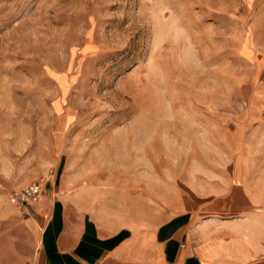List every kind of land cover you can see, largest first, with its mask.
<instances>
[{
	"label": "rangeland",
	"instance_id": "1",
	"mask_svg": "<svg viewBox=\"0 0 264 264\" xmlns=\"http://www.w3.org/2000/svg\"><path fill=\"white\" fill-rule=\"evenodd\" d=\"M235 156L264 169V0H0V205Z\"/></svg>",
	"mask_w": 264,
	"mask_h": 264
},
{
	"label": "crops",
	"instance_id": "2",
	"mask_svg": "<svg viewBox=\"0 0 264 264\" xmlns=\"http://www.w3.org/2000/svg\"><path fill=\"white\" fill-rule=\"evenodd\" d=\"M255 162L235 156L232 170L192 178L92 172L84 183L70 164L29 215L0 205V264H264Z\"/></svg>",
	"mask_w": 264,
	"mask_h": 264
},
{
	"label": "built area",
	"instance_id": "3",
	"mask_svg": "<svg viewBox=\"0 0 264 264\" xmlns=\"http://www.w3.org/2000/svg\"><path fill=\"white\" fill-rule=\"evenodd\" d=\"M54 174V170H50V175ZM48 194L46 183L34 181L31 184L13 189L10 193V199L25 215H29V207L40 200L44 195Z\"/></svg>",
	"mask_w": 264,
	"mask_h": 264
}]
</instances>
